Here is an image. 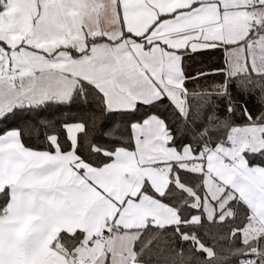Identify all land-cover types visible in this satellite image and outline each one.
I'll return each mask as SVG.
<instances>
[{
    "label": "snow or ice",
    "instance_id": "obj_1",
    "mask_svg": "<svg viewBox=\"0 0 264 264\" xmlns=\"http://www.w3.org/2000/svg\"><path fill=\"white\" fill-rule=\"evenodd\" d=\"M0 264H264V0H0Z\"/></svg>",
    "mask_w": 264,
    "mask_h": 264
}]
</instances>
